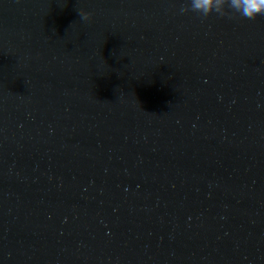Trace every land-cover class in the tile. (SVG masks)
Wrapping results in <instances>:
<instances>
[{
    "label": "water",
    "instance_id": "obj_1",
    "mask_svg": "<svg viewBox=\"0 0 264 264\" xmlns=\"http://www.w3.org/2000/svg\"><path fill=\"white\" fill-rule=\"evenodd\" d=\"M185 3L0 0V264H264V16Z\"/></svg>",
    "mask_w": 264,
    "mask_h": 264
},
{
    "label": "clouds",
    "instance_id": "obj_2",
    "mask_svg": "<svg viewBox=\"0 0 264 264\" xmlns=\"http://www.w3.org/2000/svg\"><path fill=\"white\" fill-rule=\"evenodd\" d=\"M80 20L91 21L93 13L79 9ZM195 12L202 19H207L213 14L229 19L242 18L255 20L264 16V0H187L179 8L180 14Z\"/></svg>",
    "mask_w": 264,
    "mask_h": 264
}]
</instances>
